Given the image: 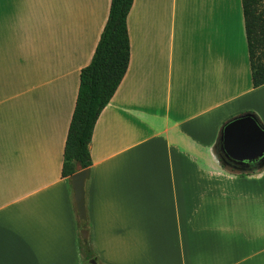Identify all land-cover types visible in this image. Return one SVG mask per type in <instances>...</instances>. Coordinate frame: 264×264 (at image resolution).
Masks as SVG:
<instances>
[{
	"label": "crops",
	"instance_id": "1",
	"mask_svg": "<svg viewBox=\"0 0 264 264\" xmlns=\"http://www.w3.org/2000/svg\"><path fill=\"white\" fill-rule=\"evenodd\" d=\"M109 7L0 0V264H84L85 224L109 264H264V162L220 148L233 117L264 126L241 0H133L78 217L63 152Z\"/></svg>",
	"mask_w": 264,
	"mask_h": 264
},
{
	"label": "trees",
	"instance_id": "2",
	"mask_svg": "<svg viewBox=\"0 0 264 264\" xmlns=\"http://www.w3.org/2000/svg\"><path fill=\"white\" fill-rule=\"evenodd\" d=\"M133 0H110L107 20L90 62L80 70L68 126L61 174L64 178L91 165L88 143L95 122L120 84L130 58L126 17ZM253 87L264 84V0H241ZM250 113V112H249ZM252 114V113H251ZM259 163H252L253 167ZM86 249L88 241L80 238Z\"/></svg>",
	"mask_w": 264,
	"mask_h": 264
},
{
	"label": "water",
	"instance_id": "3",
	"mask_svg": "<svg viewBox=\"0 0 264 264\" xmlns=\"http://www.w3.org/2000/svg\"><path fill=\"white\" fill-rule=\"evenodd\" d=\"M220 148L224 156L236 165L264 162V126L251 113H243L227 121L220 132ZM90 169L82 168L69 175L73 199L80 219L86 221L85 182ZM83 239L88 238L86 224L81 230Z\"/></svg>",
	"mask_w": 264,
	"mask_h": 264
},
{
	"label": "rangeland",
	"instance_id": "4",
	"mask_svg": "<svg viewBox=\"0 0 264 264\" xmlns=\"http://www.w3.org/2000/svg\"><path fill=\"white\" fill-rule=\"evenodd\" d=\"M88 243H89V245L86 248L87 250L86 249L84 250V253H85L84 254V264H109V263H107L106 259H104L101 255L98 254L95 246H93V248H92V245L94 243H91L89 241H88Z\"/></svg>",
	"mask_w": 264,
	"mask_h": 264
},
{
	"label": "flooded vegetation",
	"instance_id": "5",
	"mask_svg": "<svg viewBox=\"0 0 264 264\" xmlns=\"http://www.w3.org/2000/svg\"><path fill=\"white\" fill-rule=\"evenodd\" d=\"M228 160V159H227ZM229 161V160H228ZM230 163H232V164H235V163H233V162H231V161H229ZM236 165V164H235Z\"/></svg>",
	"mask_w": 264,
	"mask_h": 264
}]
</instances>
